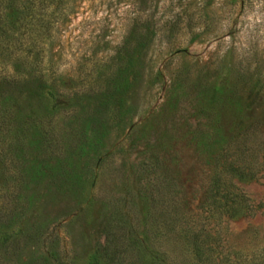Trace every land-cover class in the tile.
Listing matches in <instances>:
<instances>
[{"label": "rangeland", "instance_id": "374dc122", "mask_svg": "<svg viewBox=\"0 0 264 264\" xmlns=\"http://www.w3.org/2000/svg\"><path fill=\"white\" fill-rule=\"evenodd\" d=\"M2 7L0 264L259 254L264 0H57L25 61Z\"/></svg>", "mask_w": 264, "mask_h": 264}, {"label": "trees", "instance_id": "16d2710c", "mask_svg": "<svg viewBox=\"0 0 264 264\" xmlns=\"http://www.w3.org/2000/svg\"><path fill=\"white\" fill-rule=\"evenodd\" d=\"M57 0H0L2 11H8L14 9L11 15V28L10 30L13 34L17 35V48L14 53H17L16 60H26L27 59V37H30V33L36 31L38 28L43 27L47 33L51 30L54 24V14L55 12L50 10ZM66 11V8H62L60 15L62 16ZM29 27V33L27 29ZM31 27H34L32 31ZM28 34V36H27ZM31 46V45H30ZM35 46L32 45V47ZM43 78V77H42ZM39 79V82L45 84L43 79ZM22 132V131H21ZM199 235L194 234L191 236L190 244L192 245V252L196 261L202 264L203 260L201 257V247L198 240ZM0 242L7 243L10 238H5L6 234L2 233L0 236ZM103 256L105 252H102ZM99 253H94L90 256L87 264H100ZM112 260L109 258V261ZM163 260V259H162ZM161 260V261H162ZM164 261V260H163ZM239 264H264V248L259 251V254H254L253 258L249 262L242 261Z\"/></svg>", "mask_w": 264, "mask_h": 264}]
</instances>
